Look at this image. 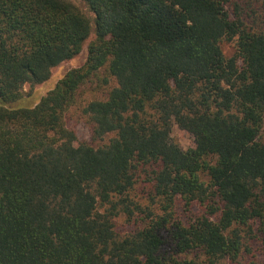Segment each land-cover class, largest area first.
<instances>
[{
	"label": "trees",
	"instance_id": "16d2710c",
	"mask_svg": "<svg viewBox=\"0 0 264 264\" xmlns=\"http://www.w3.org/2000/svg\"><path fill=\"white\" fill-rule=\"evenodd\" d=\"M81 2L0 0V264L264 260V0ZM93 80L86 143L65 116Z\"/></svg>",
	"mask_w": 264,
	"mask_h": 264
},
{
	"label": "rangeland",
	"instance_id": "374dc122",
	"mask_svg": "<svg viewBox=\"0 0 264 264\" xmlns=\"http://www.w3.org/2000/svg\"><path fill=\"white\" fill-rule=\"evenodd\" d=\"M77 6L82 12L87 13L85 5L81 0H66ZM93 38V35L85 42L82 51L69 61L61 63L51 71L50 78L38 85H24L22 98L15 102L6 105L9 109L19 108H33L47 92L52 90L56 83L65 75V73L71 69L81 67L87 59V44ZM221 49L226 57H229L234 52V45L232 43H222ZM103 75V74H100ZM96 80L86 83L80 88L77 96V104L70 108L65 116L66 126L72 130L80 141L91 143V131L90 125L86 118L80 113V107L89 100H105L107 90H99ZM107 89V88H106ZM172 138L177 142L183 149H186L192 145L189 134L179 130L177 127H173ZM260 140L264 141V125L263 130L260 134ZM181 213V209H178V214ZM261 249L257 243L252 244L249 254L243 256L238 264H264Z\"/></svg>",
	"mask_w": 264,
	"mask_h": 264
}]
</instances>
